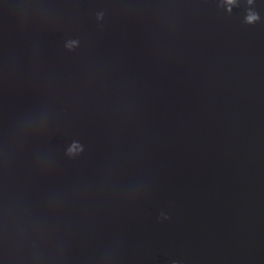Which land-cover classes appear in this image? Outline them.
Listing matches in <instances>:
<instances>
[{
  "label": "water",
  "instance_id": "obj_1",
  "mask_svg": "<svg viewBox=\"0 0 264 264\" xmlns=\"http://www.w3.org/2000/svg\"><path fill=\"white\" fill-rule=\"evenodd\" d=\"M0 264H264V0H0Z\"/></svg>",
  "mask_w": 264,
  "mask_h": 264
},
{
  "label": "clouds",
  "instance_id": "obj_2",
  "mask_svg": "<svg viewBox=\"0 0 264 264\" xmlns=\"http://www.w3.org/2000/svg\"><path fill=\"white\" fill-rule=\"evenodd\" d=\"M230 2H231V0H230ZM254 19H256L255 16H249V17H248L249 22L253 21Z\"/></svg>",
  "mask_w": 264,
  "mask_h": 264
}]
</instances>
